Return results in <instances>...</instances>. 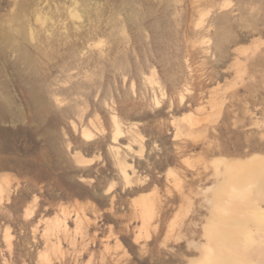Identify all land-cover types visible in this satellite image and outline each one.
<instances>
[{
    "label": "rangeland",
    "instance_id": "rangeland-1",
    "mask_svg": "<svg viewBox=\"0 0 264 264\" xmlns=\"http://www.w3.org/2000/svg\"><path fill=\"white\" fill-rule=\"evenodd\" d=\"M0 128V264H264V0H0Z\"/></svg>",
    "mask_w": 264,
    "mask_h": 264
},
{
    "label": "bare ground",
    "instance_id": "bare-ground-1",
    "mask_svg": "<svg viewBox=\"0 0 264 264\" xmlns=\"http://www.w3.org/2000/svg\"><path fill=\"white\" fill-rule=\"evenodd\" d=\"M80 86H76V87H74V91L76 92V89H78ZM33 99H34V101H35V103L37 104V105H39L40 107H42V108H45L46 107V105H47V103H46V101L44 100V98H42L41 97V95L39 94V93H37V92H34L33 93ZM182 103H186V101H185V99L182 97L181 99H180V104H182ZM2 130H4L3 128H0V131H2ZM191 131V130H190ZM89 133V132H88ZM87 133V131H83V137L86 139H88L89 138V134ZM121 134V131L120 130H118L117 131V135H114V137H113V141L112 142H114V145H110L109 146V151L111 152V153H113V154H115V155H117V154H119V152H120V150H121V148L123 147L125 150H129L130 149V144H127V145H120V143H117L116 141H117V139H118V137H120L119 135ZM243 146H244V140H241V139H237L236 140V142L234 143V147H235V150H234V152H233V154L234 155H240V154H242L243 153ZM264 148V138H260V140H259V142L258 143H256V144H254V143H250V145H249V149L251 150V151H253V152H258V151H261L262 149ZM217 149V148H216ZM218 150V149H217ZM186 151V149L185 148H183V149H181V153H184ZM214 152V151H213ZM218 152V151H217ZM220 152V151H219ZM220 154V153H219ZM254 159H257V157H253V158H251V160H254ZM178 160V159H177ZM170 162L171 163H175L176 162V158L175 157H173V158H171L170 159ZM117 163L120 165V169H121V175H122V177H123V179L125 180V181H127V182H129V179H130V174L128 175L127 174V168L129 167V166H131V165H129V164H127L126 163V161L125 160H121L120 158H117ZM176 164V163H175ZM233 164V163H232ZM232 164H230V165H227L226 166V168L229 170V169H231V167H232ZM175 180H177V181H181L182 179L180 178V176L178 175V174H175ZM180 199H182V201H184V200H188V197H186V196H183V197H181ZM226 203H229V202H226ZM222 204V203H221ZM220 204V205H221ZM216 206V205H215ZM226 207H230L229 209H231V208H233V206L231 207V206H226ZM210 208L211 209H209V207H207V213L208 214H210V216H211V218H210V216L208 215V214H206V215H208L209 216V219H212L213 218V216L212 215H219V216H217V217H219L220 219H222L221 217L223 216H225L224 218H226V219H230V221L233 219L234 220V218L236 217H229L228 215H230L231 216V214H229V211H228V208H225L224 206H223V209L224 210H226L225 211V213H224V211H223V209H222V207H211L210 206ZM209 209V210H208ZM223 211V212H222ZM232 212H234V211H232ZM235 214V213H234ZM198 215V214H197ZM199 216V215H198ZM241 217V216H240ZM219 218H213V223H214V219L215 220H217V222H219V223H221L222 224V226H216L215 228L217 229V227H218V231H214V227H213V223H212V221H211V225H210V228H211V226H212V229H213V231L212 230H209V228L207 227L206 228V230L208 231L207 233L205 232V237L207 238V234H208V241H207V244H209L210 245V247H211V249H212V243L214 244V248L216 247V249H218V248H220V249H218L219 250V252L220 251H222V248L224 247V245H225V247H226V244H227V242L226 243H224L223 244V241H224V237L226 236L225 234H229L230 235V231L231 230H234V228H236V225H234L235 227H232L233 229H228L227 227H230V225H229V223H228V221L226 220H224L223 222H221V220H219ZM237 219H235V222H237L236 221ZM216 222V221H215ZM231 222H233V221H231ZM227 223V224H226ZM238 223V222H237ZM224 224H225V226H224ZM208 225V224H207ZM215 225V224H214ZM227 226V227H226ZM233 226V225H232ZM215 229V230H216ZM210 231V232H209ZM236 231V230H235ZM233 232V231H231V233H237V232ZM228 232V233H227ZM209 233H210V235H209ZM223 235H225L224 237H223ZM232 235V234H231ZM233 236V235H232ZM235 237H237V236H235ZM205 238V239H206ZM231 238V237H230ZM234 238V237H233ZM232 238V239H233ZM228 239H229V237H228ZM225 240H227V238H225ZM231 239H229V241H230ZM228 241V240H227ZM225 242V241H224ZM205 243H206V241H205ZM229 243H231V241L230 242H228V244ZM207 244H205V245H207ZM227 244V245H228ZM222 247V248H221ZM224 247V248H225ZM228 248V247H227ZM236 248V247H235ZM234 247H233V249H235ZM204 251V250H203ZM215 254V253H214ZM222 254V253H221ZM220 254V255H221ZM218 256V255H217ZM216 256V257H217ZM214 258V257H213ZM216 259V258H215ZM44 264H50V260H49V258H45V261H44Z\"/></svg>",
    "mask_w": 264,
    "mask_h": 264
}]
</instances>
